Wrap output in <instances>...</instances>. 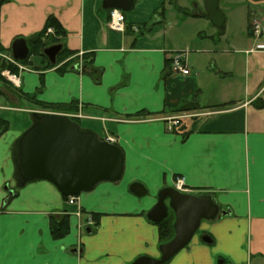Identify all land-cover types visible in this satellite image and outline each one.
I'll return each mask as SVG.
<instances>
[{"label":"crops","instance_id":"obj_1","mask_svg":"<svg viewBox=\"0 0 264 264\" xmlns=\"http://www.w3.org/2000/svg\"><path fill=\"white\" fill-rule=\"evenodd\" d=\"M139 1L133 0L128 12ZM245 2L246 13L240 19L244 17L246 46L234 50L244 60L245 87L238 95L231 86L233 53L228 55V68L218 70L213 64L206 75L197 76L191 68L187 75L172 71L165 75L166 60L175 48L154 41L158 33L153 29L163 22L159 16L130 22L126 11L124 31H115L108 26L109 11L102 8V0L0 4V66L5 63L3 53L11 54L12 41L37 35L48 16L65 31L58 42L60 51L67 53L61 61L57 55L54 64L42 52L30 55L24 63L11 64L8 78V68H0V112L28 113L31 124L33 111L76 116L78 124L100 122L103 138L89 123L81 128L114 139L124 155L127 180L121 181L122 175L116 182L99 183L79 193L73 205L46 180L15 189L13 150L28 126L7 130L0 137V160L7 161L0 185H8L14 194L3 205L7 192L2 188L0 193V264H133L140 256L158 258V227L146 213L156 203L159 189L173 186L176 177L183 178L190 193L211 194L219 209L228 213L202 221L201 234L165 264H264V107L255 105L264 102V0L238 4L244 8ZM210 86L215 88L214 97L201 99V89ZM25 95L47 105L71 103L77 109H43L30 104ZM174 109L181 112L170 111ZM139 111L162 114L134 116ZM175 115L182 116L178 127L189 131L184 139L181 132L167 128L168 118ZM135 182L147 190L144 196L129 190ZM78 209L81 214L76 215ZM64 213L69 214V232L53 239L49 216ZM92 213L100 215L96 226L93 220L86 222ZM87 228L91 233L83 234ZM204 235L210 243L201 240Z\"/></svg>","mask_w":264,"mask_h":264},{"label":"water","instance_id":"obj_2","mask_svg":"<svg viewBox=\"0 0 264 264\" xmlns=\"http://www.w3.org/2000/svg\"><path fill=\"white\" fill-rule=\"evenodd\" d=\"M206 18L219 30H223L224 15L218 8L219 0H202ZM133 0H102L104 10L131 9ZM61 44L45 47L42 53L50 63L56 62ZM14 60L29 56V47L22 37L15 38L10 46ZM32 124L17 140L15 170L17 186L23 187L32 180L52 183L62 196H74L91 191L102 182H116L124 172V155L119 145L100 139L92 131L82 129L77 122L62 113L32 112ZM5 205L13 196V189L4 186ZM129 190L142 197L147 193L143 185L132 183ZM173 213V236L159 245L160 256L138 257L133 264H165L186 247L202 221H213L228 212L220 210L211 194L184 193L172 186L159 189L156 203L146 213L153 223H160ZM90 232V229H86ZM210 243L208 235L201 237ZM75 252V249H74Z\"/></svg>","mask_w":264,"mask_h":264},{"label":"rangeland","instance_id":"obj_3","mask_svg":"<svg viewBox=\"0 0 264 264\" xmlns=\"http://www.w3.org/2000/svg\"><path fill=\"white\" fill-rule=\"evenodd\" d=\"M239 1L219 0L218 8L220 7L223 10L220 9L224 15L223 30H219L206 18L202 0H140L133 11H127L125 14L130 22H133V20L147 21L150 18L152 20L154 17L159 16L163 22L156 24L153 29L154 33H158L154 41L168 44L175 48L174 52L187 51L188 66L191 68L192 73L197 76L206 75L213 64H215V69L218 70L228 68L231 65L230 56L228 55L230 53L235 54L232 56L234 61L231 71L233 72L230 77H234L236 80L231 81V86L234 88L232 93L237 92L233 95H238V93H243L245 87L242 79L244 78V60L243 54L234 50L241 46H246L247 35L244 32V17L241 18V22L240 16L244 15V11L246 13V7L248 6V2H245V7L243 8L242 4H238ZM159 12H162V14L160 15ZM140 24L142 25V22ZM3 56L12 58L11 54L8 53H3ZM3 60L5 61V63L3 62L5 68H10L8 66H11L12 63L7 58ZM8 72H11L10 69H7L6 78H8ZM201 79L202 76L198 77V80ZM227 81L228 79L223 80L222 83L225 84ZM213 93H215L214 86H210L208 89L202 88L200 97L208 100L214 97ZM29 101L31 102L30 104H33L31 100ZM0 118L8 122V130L10 131H18L25 126L29 127L31 124L29 114L21 111H1ZM187 121L189 122L190 120ZM87 123L95 126V130L99 129V136H103L102 129L104 126L102 125L101 128L100 122L81 120L79 121V126L83 128ZM4 163H7V161L3 158L0 160V167H2L0 176L6 172ZM124 176L121 181L126 182L127 180H125L126 177ZM13 186V188H17L16 179L13 182ZM2 188L4 187H0V193L3 192ZM85 217L86 215L81 216L82 223L85 222ZM202 224L203 222H201L194 235L201 234ZM93 229L94 226L92 227ZM81 232L84 234L86 230L83 229ZM90 233H87V235Z\"/></svg>","mask_w":264,"mask_h":264},{"label":"trees","instance_id":"obj_4","mask_svg":"<svg viewBox=\"0 0 264 264\" xmlns=\"http://www.w3.org/2000/svg\"><path fill=\"white\" fill-rule=\"evenodd\" d=\"M6 0H0V4ZM48 29H51V33H48ZM63 35H65V31L63 30L61 24L59 23V21L54 17V16H48L46 18V21L44 23V26L42 28V30L35 36L27 39V45L29 47V56L31 55H35V56H41L43 54H41V50L44 49L47 46H50L52 44H57L59 43V38H61ZM2 50V49H1ZM67 53H62L61 51L58 53V57L57 59H59L60 61L63 60L67 55ZM29 56L19 62H26L29 58ZM64 56V57H63ZM165 70L164 73L165 75L169 74L171 72L170 69V65H171V61L170 59L166 60V64H165ZM51 64H46V67H51ZM62 66V65H61ZM60 66V70H62V67ZM10 68L11 71V67L13 66H8ZM1 69H4L5 66L4 64H2L0 66ZM25 98L27 100H31L35 105H37L38 107H41L43 109H51V110H55L57 112H72L75 111L77 109V106L74 104H60V105H47L44 103H40L38 101H35V99L29 95H25ZM225 104H219L217 105V107H223L225 106ZM255 105L257 107H264V102L262 101H256ZM173 112H176L177 114L181 112V110L179 109H174V110H170ZM162 113L159 114H150L147 111H139L137 112L134 116H146L148 118H154L157 115H161ZM74 122L78 123V118H71ZM181 118H178L176 121V126H174L172 128V130L174 132H181L182 133V138L184 139L189 131H185L181 128L178 127V122H180ZM33 122V121H32ZM9 129V124L6 120L0 118V137ZM182 130V131H181ZM16 151H17V144L13 150V158H14V163L16 164L17 162V158H16ZM15 177L17 179V172L15 170ZM63 199L66 200L67 197L63 196ZM94 221V226H96L98 224V219L100 217V215L98 213H92L90 215ZM69 214L68 213H64L61 216H53L50 215L49 216V230H50V234L52 236L53 239H59L64 237L68 232H69ZM174 220V216L173 213L170 211L169 212V216L163 220L162 222L157 224L158 227V239H159V243H165L167 242L169 239H171V237L173 236V228H172V223Z\"/></svg>","mask_w":264,"mask_h":264},{"label":"built area","instance_id":"obj_5","mask_svg":"<svg viewBox=\"0 0 264 264\" xmlns=\"http://www.w3.org/2000/svg\"><path fill=\"white\" fill-rule=\"evenodd\" d=\"M124 21L125 16L124 13L121 10L118 9H111L109 11V21L108 26L115 31H123L124 30ZM255 35H259L260 27L256 23L253 27ZM49 33L51 32V29L47 30ZM4 58H7L11 63H15L13 58H9L8 56H3ZM171 65L170 69L174 73H181L182 75H187L190 72V69L187 64V51H176L174 52L170 57ZM182 116H174L169 119L168 129L171 130L174 126H176V121L178 118ZM109 140L113 141L112 138H109ZM173 186L181 191V192H189L188 189L185 188L183 185V178L182 177H176ZM76 201L75 196H68L67 197V203L69 205H73ZM80 211H76V215H79ZM88 224L92 223V219L90 217L87 218L86 221Z\"/></svg>","mask_w":264,"mask_h":264}]
</instances>
